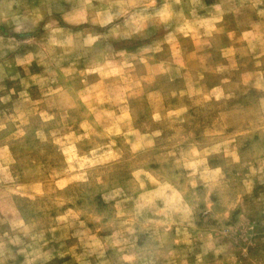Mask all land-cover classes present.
<instances>
[{
    "label": "rangeland",
    "instance_id": "rangeland-1",
    "mask_svg": "<svg viewBox=\"0 0 264 264\" xmlns=\"http://www.w3.org/2000/svg\"><path fill=\"white\" fill-rule=\"evenodd\" d=\"M0 264H264V0H0Z\"/></svg>",
    "mask_w": 264,
    "mask_h": 264
}]
</instances>
